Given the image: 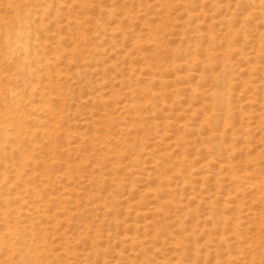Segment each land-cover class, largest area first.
<instances>
[{"label":"rangeland","instance_id":"374dc122","mask_svg":"<svg viewBox=\"0 0 264 264\" xmlns=\"http://www.w3.org/2000/svg\"><path fill=\"white\" fill-rule=\"evenodd\" d=\"M0 264H264V0H0Z\"/></svg>","mask_w":264,"mask_h":264},{"label":"bare ground","instance_id":"6f19581e","mask_svg":"<svg viewBox=\"0 0 264 264\" xmlns=\"http://www.w3.org/2000/svg\"><path fill=\"white\" fill-rule=\"evenodd\" d=\"M26 17V16H25ZM25 17L23 16H15L14 17V21L16 22V25L13 27H9L8 25H5L4 27V32H3V37H2V42L8 47L10 48V50L12 49H16L18 51H22L26 57L24 59H27L30 57L32 50H33V44L28 40V36L30 35V30L28 29L29 27H27L28 24H26L27 22L25 21ZM27 18V17H26ZM14 22V23H15ZM7 24V23H6ZM23 34V39L19 40L18 37L20 36V34ZM31 39V38H29ZM14 52V51H13ZM22 56V55H21ZM19 68L23 71V72H27L30 71V62L29 60H23V62L19 65ZM31 85V84H30ZM32 89V88H31ZM8 98V97H7ZM6 99V98H5ZM4 99V100H5ZM3 100V101H4ZM7 100V99H6ZM10 100V99H9ZM17 101V100H16ZM9 103V102H8ZM12 103V102H10ZM6 104V103H5ZM17 104V103H16ZM6 106V105H5ZM9 106V104H8ZM7 107V106H6ZM8 108V107H7ZM10 108V107H9ZM7 114V113H6ZM28 115V114H27ZM14 123V122H13ZM17 123V122H16ZM14 125V124H13ZM16 126L18 127V124H16ZM19 128V127H18ZM6 129V128H4ZM10 129V128H9ZM15 129V128H14ZM17 130V129H16ZM3 132V131H2ZM18 132V131H15ZM12 133V132H10ZM4 136L8 137L9 133L8 132H4ZM13 134V133H12ZM17 134V133H16ZM13 134V135H16ZM19 134V132H18ZM3 136V135H2ZM18 136V135H16ZM13 137V136H12ZM16 140V139H15ZM5 141V140H3ZM32 226V225H31ZM16 229V226H15ZM16 234V233H15ZM33 243V242H32ZM31 243V244H32ZM13 244V243H12ZM38 245V244H37ZM13 247V246H11ZM35 247V246H34ZM36 251V249H35ZM20 253V252H19ZM26 254V253H25ZM29 254V253H27Z\"/></svg>","mask_w":264,"mask_h":264},{"label":"clouds","instance_id":"9594fccd","mask_svg":"<svg viewBox=\"0 0 264 264\" xmlns=\"http://www.w3.org/2000/svg\"><path fill=\"white\" fill-rule=\"evenodd\" d=\"M19 40L23 39V34L21 33L20 36L18 37Z\"/></svg>","mask_w":264,"mask_h":264}]
</instances>
